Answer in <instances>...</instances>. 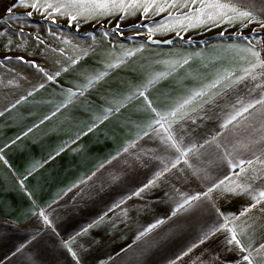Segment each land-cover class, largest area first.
Wrapping results in <instances>:
<instances>
[{"label": "crops", "instance_id": "crops-1", "mask_svg": "<svg viewBox=\"0 0 264 264\" xmlns=\"http://www.w3.org/2000/svg\"><path fill=\"white\" fill-rule=\"evenodd\" d=\"M14 2L0 0V18L8 20V24L0 22L4 33L0 36V264H172L174 260L176 264H236V258L247 253L227 250L232 247L225 243L230 234L221 231L203 244L199 240L209 228L223 223L224 216L238 215L248 207L252 201L247 195L213 192L212 201L197 202L199 207L168 217L182 194L203 193L226 176L235 179L234 170L220 159L224 147L217 149L205 140L223 133L217 140L228 150L242 142L251 149H241L242 158L255 160L260 155L264 116L257 112L259 105L249 110L255 118L235 131L221 129L220 124L238 97L247 101L264 95V88L257 87L264 86V77L248 79L227 92L221 82L209 91V95L220 93L215 103L199 109L206 95L161 121L163 128L155 121L226 72L243 75L245 54L228 46L243 47L244 37H251L258 25L205 26L182 32L183 39L174 32H157L151 39L161 43H151L147 30L134 26L160 21L166 13L151 20L137 13L123 21L119 15L79 21L77 28L76 22L69 26L67 17L57 16L52 24L36 12L30 18L10 20L5 9ZM28 11L33 10L18 6L15 15ZM118 22L120 29L113 33ZM261 37L264 30L256 38ZM127 51L133 55L125 56ZM29 62L60 75L49 81ZM165 62L179 63L170 70ZM113 63L118 66L107 67ZM103 72L107 75L94 86L84 87L89 77ZM159 73L168 74L145 88ZM69 90L75 93L71 99ZM169 124L183 138V145H194L198 151L186 158L187 164L181 159L156 187L127 199L178 155L164 143ZM255 167L257 178L251 183L264 187L260 175L264 165ZM199 169H205L211 179H204L203 172L195 171ZM122 199L124 203L115 208ZM110 208L114 210L109 212ZM42 211L50 225L39 215ZM106 212L103 222L83 231ZM249 216L255 220L246 216L235 224L238 232L244 229L238 238L254 249L264 243V215L254 209ZM160 219L166 222L136 239ZM21 244L26 245L24 250L12 255ZM190 247L192 251L183 255ZM178 256L182 258L177 260ZM241 264L247 262L241 259Z\"/></svg>", "mask_w": 264, "mask_h": 264}, {"label": "snow or ice", "instance_id": "snow-or-ice-1", "mask_svg": "<svg viewBox=\"0 0 264 264\" xmlns=\"http://www.w3.org/2000/svg\"><path fill=\"white\" fill-rule=\"evenodd\" d=\"M18 6L25 9H32L33 11H28L22 15H15V9ZM33 12L40 14L45 20H48L52 24L57 22V16L67 17L70 21L69 26H71L73 22H76L77 28L80 26L79 21L87 22L89 20H99L105 17L114 18L117 15H119L120 21H123L129 16H135L137 13L141 14L144 19L151 20L155 16L166 13L160 21L152 24L134 26L136 28H145L149 39H151L152 35L157 32L162 34L174 32L178 38L183 39V36L181 35L182 32H187L191 29L200 27H218L224 24L229 26L240 24L242 27H248L253 23L257 24L258 28L253 29L252 36L244 37L247 43L243 47L240 45L228 46L229 48H238L245 54L241 57V59L247 63V67L242 69L243 75L234 76L233 73L226 72L200 90H194L191 95L183 99V101L179 103L175 109L169 112L167 116H160V119L155 121V123L160 124L162 128L164 127V124H162L161 121L167 120L168 117H174L177 113L183 111L186 106L198 101V98H203L206 95L208 96V99L204 100L203 104H198V108L201 110H203L204 105L215 103L216 97L219 96L220 93L209 95V91L216 88L221 82H224L223 91L227 92V90L236 88V86L248 79L255 81L258 75L264 77V56H262V52H264V37L256 38L259 36L260 31L264 30V0H15L10 7L5 9V16L10 20H22L24 17H32ZM0 22L8 24V20H4L3 18H0ZM119 29L120 23L118 22L116 27L111 31L115 33ZM20 31L21 33L23 32V25L21 26ZM239 34L240 33H238V35ZM2 35H4V33L0 32V36ZM104 35L106 36L108 33L105 32ZM220 35L223 36L224 32H221ZM36 39L39 40L40 43H43L38 35L36 36ZM165 42L168 44L173 43L172 40H167ZM137 51H139V49H137ZM84 53L86 54L87 50H84ZM131 55H133L132 51L125 52V56ZM18 59L23 60V57H19ZM70 59L72 63H76L75 59ZM120 62L122 63L123 60ZM183 62L187 63V57ZM29 63H32L34 67H37L40 72L44 73L49 81L54 80L55 76L60 75L59 71L54 75L49 74L45 72L43 68H39L38 65H35L34 62ZM165 63L170 65L171 70L172 68H175L179 62ZM117 66L118 64L116 63L107 65L108 68H115ZM63 70L67 71V68H64ZM167 74L168 73L157 74L153 79H150L148 84L144 87L147 88L148 85H154L161 77L166 76ZM105 75H107V73L103 72L98 73L94 77H89L88 82L84 87L88 88L94 86L95 83L101 80ZM228 81H230V83ZM40 87H43V85ZM257 87L264 88V86L259 84ZM82 94L83 90H81V95ZM74 95L75 93L69 90V99ZM139 95L144 96V92H139ZM131 98V96L127 97L129 100ZM147 99V96H145V100ZM17 103H19V101H17ZM237 104L239 107H237ZM237 104L231 105V111L226 112L223 122L220 124L221 129L235 131L236 128L249 124L250 118H255V115L250 113L249 110L256 109L257 105L260 106V108L257 109V112L264 116V95L247 101L238 97ZM149 106L151 107V104H149ZM196 110V108L192 109L193 112ZM106 111L111 112L112 109H107ZM245 113H248L249 115L245 116ZM0 115H3V113L0 112ZM184 116H188V113L185 112ZM184 116H181V119H184ZM106 118L107 116L101 118V121ZM188 118L190 119L191 117L189 116ZM230 125L232 128H229ZM89 130L91 131V129ZM153 130L155 131V129ZM29 131H31V129H29ZM165 132L167 135L164 138V143L168 148L174 149L178 155L175 160L171 162L170 166L165 164L160 171L154 174V177L151 180L143 184L138 190L128 196L127 199H131L133 196L139 197L142 193L156 187L157 182L165 175V173L171 171L172 168H176L181 159H184V163L187 164L188 161L186 158L190 154L195 155L198 151L194 145L191 147L183 145V138L178 137L175 134V130L172 129L171 124L165 128ZM24 135H27V133ZM145 135H147V133H145ZM217 135L223 136V133H218ZM217 135H214L211 140H205L204 143L208 145L215 144L217 149L224 147V153L220 159L225 160L229 167L234 170L233 175L235 176V179L226 176L224 179L214 182L207 188V191L203 193H198L192 196L182 194L181 199L176 203V207L172 210L168 218L171 219L178 214L187 213L194 207H199L197 202L204 200L212 201L213 192H219L221 195L223 193H232L235 195L245 194L250 198L252 203H250L248 207H245L238 215L224 216V222L205 231L200 238L199 243L203 244L207 240L213 238L216 233L224 231L230 234L227 235L225 239V243L232 246L227 249L228 251H239L241 254L247 253L246 255H242V258L237 257L236 264H241V259L243 262H247V264H264V243H261L259 247L254 249L251 243L246 246L242 240L238 238L244 235V229L241 228L238 232L237 225L235 224V221L239 220L241 217L248 216L250 219L255 220V217L249 216L254 209L264 215V187L253 186L251 183V181L257 178L255 175L257 172L255 165H264V149L261 150L259 156H256L255 160L244 159L241 156L240 150H251L249 144L238 142L237 144H233L231 150H228L226 146L217 140ZM17 139H19V137H17ZM261 139L264 140V136H262ZM13 143H15V141H13ZM200 147H204V144H201ZM124 151L127 152L128 148H125ZM57 155H59V152H57ZM253 155H255V153H253ZM0 159H3V157H0ZM113 159H115V157ZM189 167H191V165H189ZM236 169H238V171H235ZM195 171L203 172L204 179H211L205 169ZM93 175H95V173ZM260 175H264V170L260 172ZM115 179L117 178L113 177V180ZM123 203L124 200L122 199L114 207L118 208ZM212 207L215 208L214 201ZM113 210V208H110L108 211L111 212ZM216 211L219 212V208H216ZM39 215L43 217L45 223L50 225L51 222L43 211L40 212ZM220 215H223V213H220ZM105 216H107V212L101 215L94 224H89L83 231L86 233L89 228L94 225H99L104 221ZM165 222L164 219L157 220L148 228L140 232L136 239L140 240ZM245 223H247V221H245ZM229 224H232L233 226L229 227ZM77 235H79V233ZM67 246L68 245L66 244V247ZM196 246L197 245H193L192 247ZM25 247V244H21L15 249L12 255L22 252ZM192 247L185 251L183 255H188V253L192 251ZM68 250L72 252L70 247ZM253 252H255L256 256L261 257L259 261L256 260ZM72 255L75 257L76 253L72 252ZM181 258L182 257L178 256L177 260ZM172 264H176V260L172 261Z\"/></svg>", "mask_w": 264, "mask_h": 264}, {"label": "water", "instance_id": "water-1", "mask_svg": "<svg viewBox=\"0 0 264 264\" xmlns=\"http://www.w3.org/2000/svg\"><path fill=\"white\" fill-rule=\"evenodd\" d=\"M148 41L151 42V43H161V41H159V40H153V39H149Z\"/></svg>", "mask_w": 264, "mask_h": 264}]
</instances>
